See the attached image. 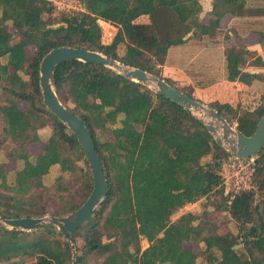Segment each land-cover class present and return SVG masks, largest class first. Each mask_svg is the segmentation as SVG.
<instances>
[{"label": "trees", "instance_id": "trees-1", "mask_svg": "<svg viewBox=\"0 0 264 264\" xmlns=\"http://www.w3.org/2000/svg\"><path fill=\"white\" fill-rule=\"evenodd\" d=\"M248 1L212 0L203 21L200 0H81V10L58 16L48 0H0V148L13 146L3 149L5 158L0 160V216H64L79 208L92 190L88 162L75 135L43 103V55L58 46L98 51L192 96L191 86H176L162 76L167 58L174 65L183 54L186 71L198 77L196 85H201L203 73L213 81L216 69L201 63L207 57L204 41L229 37L231 30L221 26L223 17L245 16L246 11L261 12L246 15L262 18V27L252 31L264 50V0H254L258 6ZM141 15L149 16L150 22L137 21ZM100 20L117 28L107 43L101 39ZM231 33V46L222 49L220 40L215 43L220 52L217 63L224 70L214 77L264 82V71L244 69L264 67L263 58L247 49L244 36ZM185 44L190 46L177 51ZM207 48L215 51L211 45ZM53 73L59 99L93 137L108 189L86 222L71 233L72 241L49 229L33 235L0 224V264H87L92 256H98L97 264H197L200 252L208 254L209 264H264V148L254 155L255 189L226 194L217 170L230 154L188 105L101 64L71 59L59 63ZM208 106L245 136L253 133L264 112V102L248 110L219 101ZM45 129L42 151L32 156L28 144L42 139L39 134ZM12 156L17 166L6 172V158ZM52 167L58 174L47 184ZM66 173L73 179L72 187L66 184ZM211 194L219 199L206 202L201 214L187 211L171 220L179 207ZM46 200L53 203L52 210ZM224 212L225 218L214 214ZM230 219L237 224L235 233ZM77 237L83 242L78 248ZM141 238L148 242L144 248ZM198 243L204 246L199 253L193 248Z\"/></svg>", "mask_w": 264, "mask_h": 264}, {"label": "water", "instance_id": "water-1", "mask_svg": "<svg viewBox=\"0 0 264 264\" xmlns=\"http://www.w3.org/2000/svg\"><path fill=\"white\" fill-rule=\"evenodd\" d=\"M71 59L109 67L131 80L149 85L156 93L171 101L201 109L203 117L197 114L194 115L204 123L215 142L219 146H223L231 156L248 158L264 148V112L259 118L253 133L245 136L231 126L216 109L206 106L193 96L172 87L164 79L145 70L121 64L98 51L73 46L54 47L43 55L39 63V85L43 103L75 135L88 162L93 181L92 190L80 207L67 215L11 218L0 216V224L5 227L30 231L47 222L56 226L60 233L72 241L71 233L86 222L107 192L108 184L90 131L82 119L59 99L54 89V68L59 63Z\"/></svg>", "mask_w": 264, "mask_h": 264}, {"label": "rangeland", "instance_id": "rangeland-1", "mask_svg": "<svg viewBox=\"0 0 264 264\" xmlns=\"http://www.w3.org/2000/svg\"><path fill=\"white\" fill-rule=\"evenodd\" d=\"M51 5H52V9H53V13L54 15L58 16L59 13L63 12V11H72V10H81L82 9V4H81V0H48ZM201 3L203 4V9L205 10L204 13H201V18L206 21L207 18H208V15H207V8H205L207 6V3L209 0H200ZM212 1V0H211ZM248 5H252V6H258V5H261L260 2L258 1H254V0H249L247 2ZM211 6V4H210ZM209 7V6H207ZM210 8V7H209ZM247 13H245V16L246 17H251L253 15H246V14H249V13H255V15L257 14H261L260 11H254V12H249V11H246ZM243 16V17H245ZM140 22L144 21L146 23H149L150 22V18L149 16H143V17H140V19H138ZM142 20V21H141ZM224 23L226 22V19H224L223 21ZM100 26H101V29H102V41L103 43H107L109 42L112 37L114 36L115 32H116V26L108 21H104V20H100ZM219 39H221V35H218L214 38H208L207 40H205V52H206V55L205 57L206 58H203L201 61V63L204 65V64H207L209 67H213L214 69H216V72L217 74L220 73V69H221V65L218 64V60H219V57H220V52H218V50H216L218 44H215L219 41ZM214 44L216 46H214ZM212 46V47H215V51H208L207 47L208 46ZM33 48L30 47L28 49V52L31 54L33 52ZM124 50V46L121 45L119 48H118V51L119 53L121 54ZM257 52V51H256ZM4 61V60H3ZM116 71V70H115ZM162 74V73H161ZM204 79L201 80V82H199L201 85L202 88L205 87V85L209 84V83H212V81H210V78L207 77L204 73ZM26 78V76H24ZM166 77V76H165ZM209 78V79H208ZM222 80V77H215V81H220ZM195 82H198L197 80ZM203 83V84H202ZM262 84L264 86V83H261V82H256L254 83V85L250 86L249 88H247V94L248 96L245 97V101H243V106H242V109L244 110H248V109H253L255 108L256 106H258L260 103L264 102V88H262ZM146 85V84H145ZM258 85H261V87L259 88ZM147 87H149V85H146ZM150 88V87H149ZM255 91L253 94L252 92ZM192 96L194 98H196L198 101H200L201 103L205 104L206 106H208V104L212 101H214L213 99H208L207 97V92H202V93H199L197 96L194 95L192 93ZM20 105V108H23V104H19ZM189 106V109L194 113V114H197L199 115L200 117H203V113H202V110L199 109V108H196L194 106ZM50 127V126H49ZM233 127H235V125L233 124ZM39 136L42 138V139H39L37 141H34V142H31L28 144V152L29 154H31L32 156H36L38 155L39 153H41L42 151V148H43V145H44V139L47 138L48 136V131L47 129L43 130L40 132ZM9 146H7V149L6 148H3L4 150L8 151L9 149L8 148H11L13 147L11 144H8ZM31 148V149H30ZM2 148H0V160L5 158V153L6 151H4ZM208 158V157H207ZM209 159V158H208ZM227 162V160H222L221 161V165L220 167L218 168V173H221L223 171V165ZM80 165H84L83 162H79ZM17 166V159L12 156V157H7L6 158V163H5V170L6 172H10L12 170H14ZM57 167H52L51 170L48 172V174L46 175V178H45V182L47 184H51L53 183L54 181V178L57 176L58 174V169H56ZM65 178H66V184L69 186V187H72L73 186V179L71 177V175H69V173H66L64 174ZM252 179V178H251ZM11 180V177H7V181L10 182ZM223 186H224V189H225V186L224 185V182H223ZM248 188H253L255 189V185L250 182L249 184V187ZM226 194H233L232 191L226 193ZM255 198L257 199L258 198V195L256 194ZM219 199V196L218 195H215V194H211L210 196L208 197H202L201 199H199L198 201L196 202H193V203H188V204H185L186 207H184L183 209H177L172 215H171V220H175L180 214L184 213V212H193L194 214H201L203 212V209H204V205L206 202H216L217 200ZM83 200V197L82 196H78L77 197V201L78 202H81ZM45 204L47 205L48 207V210H52L54 208V205L52 202H50L49 200H46L45 201ZM210 210H212L210 208ZM217 215V218H220V217H227L224 213H214ZM45 215H49V214H45ZM43 215V216H45ZM228 225L230 227V229L235 233L237 231V224L233 221V220H229L228 221ZM7 228H10V227H7ZM51 230L53 231L54 233H57L59 232L57 227L50 224V223H47V222H44L42 223L39 227L35 228V229H32L30 230V232L33 233V235H37V233H40V232H45L46 230ZM225 230L224 227L221 228V232H223ZM76 247L77 246H80L83 242H82V238L81 237H77L76 238ZM140 244H141V247L144 248L147 246L148 242L144 239V238H141V241H140ZM185 246H187V244L185 243L184 244ZM242 245L241 244H238L236 246V248L239 250V248L241 247ZM78 248V247H77ZM76 248V249H77ZM194 250L195 251H201V249L204 248L203 244L201 243H198V244H194L193 246ZM75 253H76V250L74 249ZM79 251L77 250V253ZM217 256L218 253L215 251L214 252ZM208 254L206 252H200L198 254V258H197V264H209V259L207 258ZM89 260V263L87 264H97L99 262V258L98 256H92L90 258H88Z\"/></svg>", "mask_w": 264, "mask_h": 264}, {"label": "crops", "instance_id": "crops-1", "mask_svg": "<svg viewBox=\"0 0 264 264\" xmlns=\"http://www.w3.org/2000/svg\"><path fill=\"white\" fill-rule=\"evenodd\" d=\"M210 4H211V0H209L207 3V6L211 8ZM207 6L205 7L207 8L206 11H209L210 8ZM202 9H203V6H202ZM204 12L205 10L203 9L202 13ZM143 16H147V15H141L140 17H143ZM140 17L138 19H140ZM138 19L137 21H139ZM224 19H226L225 23L223 22ZM260 19L262 18L261 17L257 18V17H252V16L243 17V16L225 15L221 21V26L225 30H228V31L229 29L231 31L235 30L239 34L244 36V38L247 41V49H249L250 51H257L256 52L257 55H260L264 61V50L258 41V35L254 31H252L253 29L257 28V26L262 27L260 24ZM231 31H229V34H230L229 37H224L223 35L221 39H219L220 47L222 49L225 47H229L235 43V39L232 36ZM196 45L198 44H195V46ZM189 46L190 45H186V44L182 45L179 48H177L178 49L177 51H180L181 53L183 52V50L187 49ZM179 57L180 58H176L178 59V61H177V64H174V65L173 64L171 65V63H168V58H167L166 63L162 67V72H161L162 76L163 77L166 76L167 78H170L171 80H173L176 86H179V87L191 86L193 88L192 93L196 96L199 93L207 92L208 99H213L214 101H219V102H228L233 106L236 104H239L242 107L244 103L243 101H245V97L248 96L246 92L247 88L254 85L255 81L258 83L259 82L264 83L261 80L255 79L250 84H244L237 80L229 81V80L224 79L223 77H222V80L215 81V77H214L215 72H213V75H211V78L213 80L212 83H209L205 85L204 88H202L201 86L195 84L196 83L195 81L198 79V77L194 79V77L191 76L186 71L184 67L185 56L183 58V54H182ZM190 59H194V56L191 57ZM221 61H222V58L220 59V63ZM244 69L250 72L264 71V67H261V68L260 67H249L248 65H245ZM221 70L223 73L224 69L222 68ZM258 86L259 88L261 87V85H258ZM262 88H264L263 84H262ZM254 92L255 91H253L252 94Z\"/></svg>", "mask_w": 264, "mask_h": 264}, {"label": "built area", "instance_id": "built-area-1", "mask_svg": "<svg viewBox=\"0 0 264 264\" xmlns=\"http://www.w3.org/2000/svg\"><path fill=\"white\" fill-rule=\"evenodd\" d=\"M255 156L248 158H237L231 156L223 165V171L220 174L224 182L225 193L232 191L238 192L241 189H248L254 172ZM186 205L179 207L183 209Z\"/></svg>", "mask_w": 264, "mask_h": 264}]
</instances>
